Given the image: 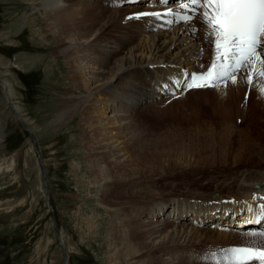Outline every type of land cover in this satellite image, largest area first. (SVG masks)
Listing matches in <instances>:
<instances>
[{"label": "rangeland", "instance_id": "374dc122", "mask_svg": "<svg viewBox=\"0 0 264 264\" xmlns=\"http://www.w3.org/2000/svg\"><path fill=\"white\" fill-rule=\"evenodd\" d=\"M38 1L0 0V79L11 83L12 101L19 104L24 120L18 124L0 85V264H65L64 249L69 252V264H157L151 244L140 247L128 236L124 227L129 219L125 216L127 208L123 211L119 206H99L94 198L97 188L102 179L111 180V186L119 175L128 179L132 184L114 194L120 198L118 201H128V215L132 213L134 218L150 201L165 199L169 191L171 197H181L188 188L215 177L213 183L203 186L207 194L213 193L215 182L230 177L232 172H225L233 162L231 148L237 150L245 137L244 133L240 137L244 127L235 125L233 119L242 103L240 93L235 89L236 94L217 95L211 94L213 88L194 89L165 99L148 112L136 113L133 123L122 132L129 134L123 153L136 157L137 162L133 159L126 169L113 168L110 157L103 153L110 152L109 147H95L89 142L90 130L81 124L88 107L80 108L77 100L70 99L71 94L78 93V85L72 80L65 57L55 51L57 44L48 28L47 15L33 11ZM63 110L72 117L54 122ZM31 132L37 136L47 177L42 175L38 157L30 149ZM212 139L216 151L219 142L228 143L230 154L225 161L218 156L208 158L205 167L215 168L199 170V178L188 172L168 173L175 170L159 175L165 179L154 180L151 176L159 174L160 169L173 168L171 157L179 148L197 154L201 143ZM252 239L257 240L232 238L228 246H264V240ZM202 244L181 249L190 255L213 246ZM187 263L194 264L190 260Z\"/></svg>", "mask_w": 264, "mask_h": 264}, {"label": "bare ground", "instance_id": "6f19581e", "mask_svg": "<svg viewBox=\"0 0 264 264\" xmlns=\"http://www.w3.org/2000/svg\"><path fill=\"white\" fill-rule=\"evenodd\" d=\"M176 7L175 0L168 6L159 0H39L33 9L42 16L47 15L48 28L57 44L55 51L65 57L72 80L78 85V93L71 94L70 99L77 100L80 108L88 107L81 124L90 130V143L95 147H109L110 152L103 153L110 157L113 168L126 169L136 158L123 153L125 137L129 134L122 132L133 123L135 114L148 112L154 105L173 98V93L192 92L184 87L186 82H190L189 74L208 71L216 60L214 36L208 34L202 17L186 24L167 23V19L173 18L167 13ZM154 12L161 15L133 17L136 13ZM261 48L264 49V38L261 40ZM235 75L237 83L229 79L218 82L213 90L207 89L217 95L240 93L242 103L233 119L235 125L244 127L240 137L243 138L245 134L237 150L231 148L233 162L225 172L228 174L231 171L230 177L226 179L225 175L226 180L215 182L213 193L207 194L209 191L206 193L203 186L213 183L215 177L206 183L197 184L198 187L188 188L181 197H171L172 191H169L165 199L150 201L134 218L132 213L128 215V201H118L120 198L117 199L114 194L130 185L128 179H121L119 175L112 180V186L111 180L102 179L97 188L94 198L99 206L108 209L119 206L123 211L127 208L125 216L129 219L124 227L128 229V236L134 238L140 247L151 244L152 257L158 259L157 264H190L188 260L194 264H209L208 261L214 263L216 260L217 264H230L226 257H214L215 251L211 250L229 247L228 242L232 238L247 240L248 237H254L257 240L250 241L264 240L263 232H255L252 228L248 231L240 229L257 219L259 205L264 203V199H261L264 198V92L260 91L264 87V79L259 78L248 63ZM249 75L253 77V84L247 82ZM9 83L0 79L18 124H21L24 121L21 118L22 111L19 104L12 101L14 90ZM251 106L254 110H250ZM71 115L68 110H63L54 122L59 123ZM242 122L244 124H240ZM106 128L111 131L106 132ZM31 136L30 149L38 157L42 175L47 177L44 157L36 144L37 136L33 132ZM120 141L122 147L116 145ZM219 146L216 151L212 139L205 144L201 143L195 151L197 154L179 148L171 157L175 162L174 167L160 169L159 174L151 176L155 177L154 180H161L166 177L159 175L167 174L168 170H175L168 172L173 174L188 172L190 175L195 174L194 177L199 170L210 171L215 167H205V161L210 160L208 158L218 156L225 161L230 154L228 143L219 142ZM151 155L154 158V152L151 151ZM130 178L133 179L132 176ZM232 224L237 226L236 229L231 228ZM202 243H210L215 247L205 251L203 248L197 249L190 255L181 249ZM258 249H264V246ZM63 251L65 264H69V252L65 249ZM251 264L261 262L253 260Z\"/></svg>", "mask_w": 264, "mask_h": 264}, {"label": "snow or ice", "instance_id": "6c2138e0", "mask_svg": "<svg viewBox=\"0 0 264 264\" xmlns=\"http://www.w3.org/2000/svg\"><path fill=\"white\" fill-rule=\"evenodd\" d=\"M192 6H195L193 11L199 12L197 17L177 14V19L190 22L202 17L208 34L214 36L217 56L208 71L189 74L190 82H186L184 87L189 90L215 88L218 82L229 79L237 83L235 73L245 63L252 66L259 78L264 79V49L261 48V40L264 38V0H187V3L181 5L183 9ZM167 14L173 15V12L169 10ZM147 15L159 17L161 14L136 13L133 17ZM247 82L253 84L252 75H249ZM260 91L264 92V87ZM257 219L264 220V203L259 205ZM222 251L226 257L229 254L233 257L230 264H251L253 260L264 264V249L233 247Z\"/></svg>", "mask_w": 264, "mask_h": 264}]
</instances>
